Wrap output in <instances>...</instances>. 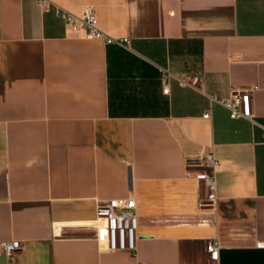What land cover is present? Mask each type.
Segmentation results:
<instances>
[{
  "label": "crops",
  "instance_id": "obj_1",
  "mask_svg": "<svg viewBox=\"0 0 264 264\" xmlns=\"http://www.w3.org/2000/svg\"><path fill=\"white\" fill-rule=\"evenodd\" d=\"M51 1L93 7L124 42L0 0V242H21L0 264H264L263 132L214 99L252 89L264 123V0ZM209 153L213 192L196 178ZM129 197L136 255L92 225L99 202Z\"/></svg>",
  "mask_w": 264,
  "mask_h": 264
},
{
  "label": "built area",
  "instance_id": "obj_2",
  "mask_svg": "<svg viewBox=\"0 0 264 264\" xmlns=\"http://www.w3.org/2000/svg\"><path fill=\"white\" fill-rule=\"evenodd\" d=\"M44 11H50L54 6L56 13L64 18L74 31L84 28L88 35L95 38H102L108 43L118 42L123 44V40H116L104 33L99 27V20L95 9L91 6L85 8L82 14H75L51 0H39ZM198 78L187 81L181 79L183 84L197 86ZM168 92V88L165 89ZM252 89H234L229 97L214 98L223 104L229 111L232 118H247L254 125L261 128L264 141V123L260 122L252 109ZM211 112H206L205 117H209ZM200 165L210 168L209 172L202 171L196 175L198 180H204L207 187L213 192L215 190V172L220 167L219 162L212 153L207 154L200 160ZM211 201L214 198L211 194ZM97 218L92 223L94 226V238L100 246L109 251H129L133 255L137 254V202L134 197L125 199H111L99 202L97 206ZM1 249L12 256L21 249V242L18 240H5L0 242ZM258 247H264V241L258 243ZM207 252L210 260L217 261L220 254V243L217 239L209 240Z\"/></svg>",
  "mask_w": 264,
  "mask_h": 264
}]
</instances>
